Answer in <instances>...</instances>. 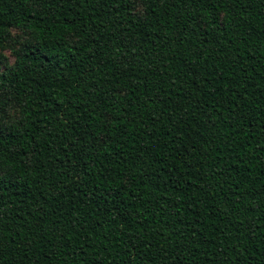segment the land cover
Returning <instances> with one entry per match:
<instances>
[{"label":"trees","instance_id":"1","mask_svg":"<svg viewBox=\"0 0 264 264\" xmlns=\"http://www.w3.org/2000/svg\"><path fill=\"white\" fill-rule=\"evenodd\" d=\"M0 0V264H264V0Z\"/></svg>","mask_w":264,"mask_h":264},{"label":"rangeland","instance_id":"2","mask_svg":"<svg viewBox=\"0 0 264 264\" xmlns=\"http://www.w3.org/2000/svg\"><path fill=\"white\" fill-rule=\"evenodd\" d=\"M132 12L137 17L143 18L145 15V6L140 0H131ZM10 38L7 42L0 46V70L6 67H12L15 61V53H17L21 45L27 40V34L20 30L11 29L9 31ZM4 101V97L0 94V102ZM5 111L1 113L0 124L12 125L19 117V105L14 98H10L7 102Z\"/></svg>","mask_w":264,"mask_h":264}]
</instances>
